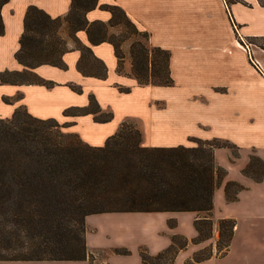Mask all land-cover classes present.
<instances>
[{
    "label": "crops",
    "instance_id": "obj_1",
    "mask_svg": "<svg viewBox=\"0 0 264 264\" xmlns=\"http://www.w3.org/2000/svg\"><path fill=\"white\" fill-rule=\"evenodd\" d=\"M84 12L86 21L102 22L105 36L91 41L87 29L72 31L64 19L58 34L67 49L62 53L63 66L40 64L32 69L36 76L50 82L0 83V118L11 117L18 107L37 118H53L64 124L62 130L76 134L91 146H103L123 122L140 131L141 144L148 147L192 146V139L228 140L237 148L234 157L226 147L213 150L214 160L225 171L214 190L212 237L198 243L197 249L218 239L217 223L222 218L235 220L228 250L212 255L198 264H264V180L254 181L242 173L250 152L264 160V77L250 62L247 53L237 47L222 0H97ZM230 3L231 12L240 26L246 27L250 11L264 7V0ZM34 5L51 18H64L71 0H7L0 8L4 33L0 35V72L23 70L15 59L27 8ZM104 6H117L134 25L147 34L148 43L169 51L168 71L171 85L138 83L122 67L128 63V42L117 46L116 54L112 12ZM89 48L84 55L82 48ZM121 63L123 65H121ZM92 97L102 113L110 119L99 121L93 113L75 112L90 105ZM67 111V113H66ZM236 181L244 187L234 201L225 197V183ZM162 213V214H161ZM145 215L160 220L154 235L141 237L128 246L133 264H141L139 246L146 243L155 254L170 243V235L188 238L197 235L193 221L203 213L195 211L105 212L84 217L85 243L89 254L95 249L114 248L112 238L125 235L129 216ZM155 215V216H154ZM158 215V216H157ZM168 219L176 225L168 227ZM123 226V227H121ZM131 230V229H130ZM111 239V240H110ZM110 240V241H109ZM107 246V247H106ZM180 250L174 263L184 264L192 253ZM259 252L256 254L255 252ZM130 254V255H131ZM112 252L102 260L92 256L94 264H130ZM244 257L245 262L242 263ZM96 261V262H95ZM0 264H91L84 260H0Z\"/></svg>",
    "mask_w": 264,
    "mask_h": 264
},
{
    "label": "trees",
    "instance_id": "obj_2",
    "mask_svg": "<svg viewBox=\"0 0 264 264\" xmlns=\"http://www.w3.org/2000/svg\"><path fill=\"white\" fill-rule=\"evenodd\" d=\"M6 1L0 0V8ZM96 1L71 0L70 11L64 18H51L42 9L30 5L15 53V59L24 68L1 71L0 83L49 86L50 82L36 76L32 69L40 64L63 66L61 55L67 46L57 32L62 20L67 21L72 31L87 29L91 41L105 36L102 22L89 24L84 17V12L93 8ZM104 7L112 12V23L120 13L134 24L121 8ZM3 33L0 14V35ZM114 46L118 55L115 42ZM152 47L165 56L167 68L166 80L156 84L171 85L169 51ZM143 50L145 54L141 60H136V65L140 61L141 65L146 63L147 70L148 52ZM82 52L87 55L89 48L83 47ZM135 56L132 53V57ZM75 112L93 113L99 121L111 117V113L100 112L92 97L88 107ZM129 124L123 122L103 146H91L76 134L64 132V124L53 118L34 117L24 107L16 108L11 117L0 118V243L6 247L17 246L23 251L22 256L0 260L91 261L92 255L85 243L84 217L94 213H203L193 221L197 235L190 241L183 234L174 233L170 235L169 245L155 254L139 246L141 264H172L188 242L198 244L210 238L213 194L226 173L216 164L213 150L226 147L236 157V146L218 138H195V146H143L140 131ZM242 173L256 182L263 181L264 160L255 154L249 155ZM242 189L244 187L238 182L227 181L226 200H236ZM168 225L174 227L176 221L170 219ZM234 226L232 218L218 220L216 256L228 250ZM112 251L130 254L126 248H113ZM212 255L210 247H203L194 251L184 264H198Z\"/></svg>",
    "mask_w": 264,
    "mask_h": 264
},
{
    "label": "rangeland",
    "instance_id": "obj_3",
    "mask_svg": "<svg viewBox=\"0 0 264 264\" xmlns=\"http://www.w3.org/2000/svg\"><path fill=\"white\" fill-rule=\"evenodd\" d=\"M240 2L245 5L247 8H250L247 2L244 0H222L224 8L226 10L227 18L230 22V26L232 31L234 32L236 41L235 44L240 49L244 50L252 65L256 68L257 72L264 77V7L257 9V11H250V15H248V21L246 23V27L242 30H239L240 26L236 22L231 9L230 3ZM113 24L118 25L115 27V33L110 35V39H112L115 44L118 46L122 41L127 40L128 44V63H125L122 67L127 69V73L133 75L136 78L137 82H151V83H161L167 78V68L165 56L160 51H155L153 47L148 43V39L144 31L139 30L134 24L129 23L120 13L116 14ZM58 32V28H57ZM247 45V47L245 46ZM145 49L148 52L147 58V70L144 68L146 65H141V61L136 65V60L142 58V55L145 54ZM132 53L135 54V57H132ZM123 54L122 50H118V55L121 56ZM257 65V66H256ZM28 79H32V77H28ZM132 128L134 127L132 123L129 124ZM196 139H192L191 145H197ZM142 145V144H141ZM255 153L250 152L249 155H254ZM162 214V213H161ZM155 216V215H154ZM158 216V215H157ZM175 220V219H174ZM126 224H124L127 231H123L124 233H128L125 235L118 236L117 238H112V242L116 243L114 248H126L130 251L128 246H132L136 243L138 239L141 237L150 239V236L154 235L159 229H157L160 225L159 218L156 217H148L145 215L138 216H129L124 220ZM168 219L166 222L163 220V224L166 223L168 225ZM123 227V226H121ZM131 229V230H130ZM174 234V233H173ZM185 236V235H184ZM186 237V236H185ZM212 237V233L210 238ZM189 241L192 239L186 237ZM207 239L210 241L211 239ZM111 240V239H110ZM109 240V241H110ZM150 241V240H149ZM142 246H145L149 251L148 245L146 243H142ZM199 245L193 244L192 242H188L186 247L187 252H190L193 249H197ZM107 247V246H106ZM205 247H211V245H206ZM113 249V248H112ZM107 249H95L93 251V255H96L100 259H106V257L111 254L113 251ZM185 250V249H184ZM198 250V249H197ZM212 250L213 255H217V251ZM23 251L20 250L17 246L14 247H6L1 245L0 243V258H12L22 256ZM259 254V252H255ZM131 254V251H130ZM120 254L117 257L120 260H127L130 264H133L135 260H138L137 254L132 256V254ZM242 263L245 262L244 257L242 258ZM91 264L94 262L91 260ZM96 262V261H95ZM251 264H259L256 259H253Z\"/></svg>",
    "mask_w": 264,
    "mask_h": 264
},
{
    "label": "built area",
    "instance_id": "obj_4",
    "mask_svg": "<svg viewBox=\"0 0 264 264\" xmlns=\"http://www.w3.org/2000/svg\"><path fill=\"white\" fill-rule=\"evenodd\" d=\"M247 47V45H245ZM257 66V65H256Z\"/></svg>",
    "mask_w": 264,
    "mask_h": 264
}]
</instances>
